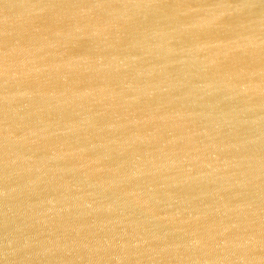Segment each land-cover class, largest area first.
I'll return each mask as SVG.
<instances>
[{"label":"water","instance_id":"1","mask_svg":"<svg viewBox=\"0 0 264 264\" xmlns=\"http://www.w3.org/2000/svg\"><path fill=\"white\" fill-rule=\"evenodd\" d=\"M0 264H264V0H0Z\"/></svg>","mask_w":264,"mask_h":264}]
</instances>
